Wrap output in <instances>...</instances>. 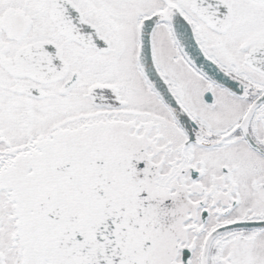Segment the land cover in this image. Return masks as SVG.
<instances>
[{
    "label": "snow or ice",
    "instance_id": "1",
    "mask_svg": "<svg viewBox=\"0 0 264 264\" xmlns=\"http://www.w3.org/2000/svg\"><path fill=\"white\" fill-rule=\"evenodd\" d=\"M0 264H264V0H0Z\"/></svg>",
    "mask_w": 264,
    "mask_h": 264
}]
</instances>
